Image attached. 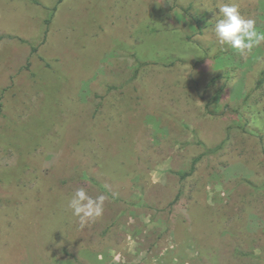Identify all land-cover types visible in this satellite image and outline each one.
<instances>
[{
    "label": "rangeland",
    "instance_id": "1",
    "mask_svg": "<svg viewBox=\"0 0 264 264\" xmlns=\"http://www.w3.org/2000/svg\"><path fill=\"white\" fill-rule=\"evenodd\" d=\"M38 1L0 0V264H264V44L218 43L229 0H64L45 40Z\"/></svg>",
    "mask_w": 264,
    "mask_h": 264
},
{
    "label": "clouds",
    "instance_id": "2",
    "mask_svg": "<svg viewBox=\"0 0 264 264\" xmlns=\"http://www.w3.org/2000/svg\"><path fill=\"white\" fill-rule=\"evenodd\" d=\"M220 17L214 26V33L220 45H227L240 56H246L264 44V32L256 27V20L241 15L235 0L218 6ZM107 194L93 197L85 186L78 187L67 202V208L78 218L81 227L103 216Z\"/></svg>",
    "mask_w": 264,
    "mask_h": 264
},
{
    "label": "trees",
    "instance_id": "3",
    "mask_svg": "<svg viewBox=\"0 0 264 264\" xmlns=\"http://www.w3.org/2000/svg\"><path fill=\"white\" fill-rule=\"evenodd\" d=\"M27 1H29L30 3L35 4V5H39V4H40L38 0H27ZM63 1H64V0H58V1H57V4H56V5L54 6V8L51 10V14H50V16L48 17V19H47L46 22H45L44 40H45V38H46V36H47V34H48V32H49V26H50V24H51V22H52V19H53L54 13L56 12L58 6H59ZM9 38H10V37H9ZM32 52H33V53L37 52V47H35V46L32 47ZM263 86H264V71L261 73L260 78H259V80H258V82H257V88L261 89V88H263ZM218 99H220V93L217 94V98H216V100H218ZM1 108H2V105L0 104V114H1Z\"/></svg>",
    "mask_w": 264,
    "mask_h": 264
}]
</instances>
